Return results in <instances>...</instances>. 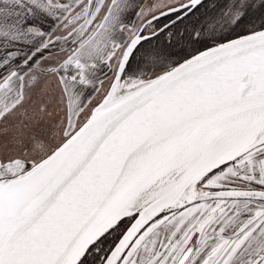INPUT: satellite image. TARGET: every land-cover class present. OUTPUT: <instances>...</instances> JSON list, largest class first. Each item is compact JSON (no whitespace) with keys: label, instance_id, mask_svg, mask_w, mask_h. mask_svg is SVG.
I'll list each match as a JSON object with an SVG mask.
<instances>
[{"label":"snow or ice","instance_id":"snow-or-ice-1","mask_svg":"<svg viewBox=\"0 0 264 264\" xmlns=\"http://www.w3.org/2000/svg\"><path fill=\"white\" fill-rule=\"evenodd\" d=\"M0 264H264V0H0Z\"/></svg>","mask_w":264,"mask_h":264}]
</instances>
